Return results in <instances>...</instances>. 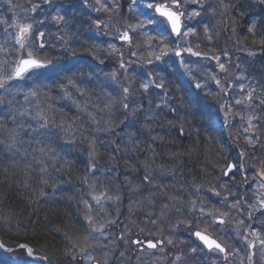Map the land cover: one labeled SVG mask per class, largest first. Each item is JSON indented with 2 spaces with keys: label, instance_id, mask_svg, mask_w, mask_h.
Masks as SVG:
<instances>
[{
  "label": "rangeland",
  "instance_id": "rangeland-1",
  "mask_svg": "<svg viewBox=\"0 0 264 264\" xmlns=\"http://www.w3.org/2000/svg\"><path fill=\"white\" fill-rule=\"evenodd\" d=\"M11 1L12 0H6L5 2L8 4H5L2 8L11 12V8H13ZM17 1L22 5L23 11H15V17L13 18V24L16 28L15 33L17 34L19 32L18 25L31 24L32 28L25 38L23 49L16 43V39H13L12 34L1 37L0 48L3 46L4 48L0 50V65L1 67L3 65L4 73H0V80L3 81V87H0V116L18 121V124L13 125L16 137L11 139V145H13L11 147L12 154L16 155L19 153L23 158L25 157L29 163H32L42 175H46L50 172L49 168L53 167L55 165L54 162H56L51 158V155L57 152L54 147L56 141H59L60 146H63L60 152L61 154L74 152L71 148L73 145L71 140L73 135L71 134L70 128L61 122L54 124L56 123L55 121L46 118L47 115H49L48 111H55L56 109L52 105V102L56 93L60 92L59 86L63 87L65 91L71 90V87L76 85V83H73L76 81L74 72L77 71L78 66L84 64L78 63L75 67L74 62L71 64V59H74L73 57L78 54L74 50L78 45L74 43L67 46L70 48H65L64 51H61L62 54L47 52L46 48L48 44L45 38L39 35V30L41 28L35 26L31 18L33 13L30 9L31 7L28 6L25 8V5L22 3L24 0ZM51 1H55V3L48 5L50 14L45 13V16H47V19L49 17L53 18L54 22L60 26L58 28L64 27V29H60V35L58 36L60 45H63L66 41L65 33L70 32L68 26L70 20L69 16L70 14H74L80 2L89 6L94 3L103 8H108L110 4L119 2V0H90L88 2L79 0L78 2L74 1L71 6V4L58 3V0ZM185 1L192 4L196 3L193 0ZM164 2L173 3V0H159L158 4ZM182 2L183 0L178 1V3L181 4ZM149 4L153 5V7H148ZM156 5V2H150L149 0H136L132 2L130 12L133 15V19L130 20V25L128 26L131 27L132 33L135 34H131L132 43L130 47L132 54L129 55L133 57V59L129 61L130 64H133L131 66L125 64V68H121L120 71L115 69L113 72L106 75V80L98 74L96 84L100 85L99 81L101 78L108 87H110V83H120L121 85H118V87L114 86V88H127L128 91L126 93L129 94V92L134 90L138 81L140 84V82L145 80L147 85L151 87L156 85L157 76L168 73L166 65L175 64L176 68L171 69L174 76L169 78L175 83L178 92H181L183 96H187L190 101H196V103L193 102L195 109L187 111L190 118L186 119L189 122V124L186 125L196 129V131H198L199 128L202 130L196 134H194L195 132L193 133L195 139L198 140L195 144L198 146L200 143L199 137H203L211 146L208 157L214 160L213 155H215L217 163L220 159V167H225L221 168L223 179L225 177V171L228 170L226 168L231 165L230 162H234L233 160L236 161L237 156L234 154L233 150L230 149L235 145L232 144V146L229 147L224 141V137L221 133V121H224L229 111L232 114H240L241 112L246 113L248 110L253 111V108L248 107L252 104L253 100L246 99L243 101L242 91L246 90L244 88L246 84H243L242 80L238 79V85L234 83L233 86L236 88L235 92L237 93L234 96L236 103L240 101L239 103L231 104L229 103L230 101H227L224 110L222 109L220 111L219 106L211 108L206 105V103L201 102L199 99H203L208 93L219 95L223 98V101L225 100L226 93L223 85L220 83L218 74L214 71V69H216L215 65L218 63L219 59L216 58L215 64H213V59L200 55L191 48L189 40L192 41V39H188L187 36L194 31V28L189 26L194 20L188 16H184L189 22L187 26H185L180 40L176 39L174 45H171V38H173L172 33L169 31L167 23L156 15ZM193 12H195V9ZM211 15L213 16V14ZM194 26L197 25L194 24ZM106 30L108 31V27ZM209 30H207V32H209ZM61 35L64 41L61 40ZM68 35L72 36L70 33ZM70 36L68 37L72 39ZM36 38L39 40H36ZM86 40L94 44H98L99 42L95 40L90 41L89 38H86ZM198 41V38L194 40L195 43ZM75 42L78 43L80 41ZM234 42H237V40ZM35 44L38 52H43L41 54L55 59V61L49 57L47 59L54 64V67L53 64L50 65V62L44 61L49 63V67H47L49 68L48 71L43 72L40 69H34L22 78L15 77L13 73L16 65L21 59L28 57L29 52L32 53V56L35 54L32 48ZM41 44H43V47H41ZM116 45V57H120L125 61V47L119 44ZM237 49L238 48L234 47L231 48L232 54L238 53ZM118 50L120 51L118 52ZM177 53H179V55H177ZM170 57L171 61H169ZM238 58L241 61L247 62L252 57L249 56V59H246L245 57L240 58V56H238ZM134 59H138V62ZM142 59L146 61L139 62V60ZM77 60L80 62V59ZM245 62L244 65L246 64ZM137 63L138 66H134ZM6 64L10 66L8 70L4 69ZM65 64L66 66H64ZM220 65H223L224 70L229 71V74L233 76L234 70L224 65V58H222ZM70 67H74L73 71L69 69ZM177 68H179L182 73L180 79L179 76L177 77L179 81H183L182 85L175 77L178 74ZM63 72L64 74H62ZM211 73L213 74L210 76ZM196 74L199 75V80L196 82L200 85L201 90L199 93L193 90L191 87L192 85L190 86V84L194 82V76ZM55 75H58L60 78L56 77V82H53L51 79H54ZM163 78L167 81L169 79L168 76ZM128 81L129 85H124V82ZM100 88L101 98L104 99L102 93L106 92L101 85ZM232 90H234V88L230 91ZM234 93H231V95ZM169 98L171 99L173 96L166 95L164 91H161L159 100L168 104L170 107L171 101ZM138 104L142 107L140 103ZM136 106L138 105H135L133 110L139 111V106ZM100 110L101 112L98 110L92 112L90 117L91 127L88 128L92 131L93 138L92 141L89 140L90 164H88V166H90L92 171L99 169L96 163L93 164L92 162L97 158L98 151H101L97 144L103 143L102 147H106L105 152H107V156L110 157V161H114L117 167L107 171L99 169V173H101L103 180L109 182V184L103 183L101 176L98 178L99 181L93 180L96 184H103V186H101L102 189L95 188L94 183L92 184L93 186L89 185L88 194L91 196L89 199V215H87V220L84 225L89 228L90 233L85 242L79 241L80 239L76 238L71 240L72 242L74 241V244L79 242L77 250L73 251V256L75 258L82 259L83 264H192L193 262L195 264H203L204 262H202V259L205 261V264H236V262L238 264H264V244L261 243V241H264V235L258 228L251 229L255 223L254 220L257 218L256 215H264L262 214L264 213V187H261V185H264V175H262L264 172L262 169H256L253 175L244 177L247 200L249 198L248 203H245L244 207H242L240 204L241 202L237 200V213L232 214L231 211L227 209L222 217L226 219L230 217V220L224 222V225H219L218 221L216 222L215 220L218 218L215 216L216 213L211 212V204L214 203V201L213 198L209 196L210 193L217 194L215 189L214 192L209 187H205L203 192L206 196H197L195 192L190 190V187H181L182 184L180 181L182 178L185 180L184 176L181 177V173L177 175L164 171V169L167 168V166H165L167 163L162 164L160 162L162 159L161 154H163L161 149H163L164 145L166 146L171 142L167 137L170 138L174 135L169 134V132L173 130L169 128L170 125L164 127L162 130L159 129L157 133H159L160 139L159 137L155 139L156 135L153 134L154 132L147 131L149 128L142 125L136 129L137 126H139L138 124L141 123L138 122L133 111H125L124 113L120 111L113 112L108 111L109 108H107V106L100 107ZM213 111L217 112L219 115L216 122L211 120ZM145 112L146 109L143 111L141 109V113ZM30 120H32V122H30ZM45 121H47L46 126H42ZM127 121H129L130 125L125 128L124 125ZM238 131H240V133ZM238 131H233L231 133L226 131V133L229 137L227 139H230V141L235 144L237 143L238 148L240 147L242 150L239 151V154L241 153L240 161L242 162V160H246V154L244 148L239 145H243L241 141L244 140L245 143H248L251 147L255 146L257 141L252 134H247L246 131L240 128H238ZM8 134L12 137L11 132ZM18 134H21V137H17ZM147 136H150L148 142H146L145 139ZM161 140L164 141L162 142ZM19 146H21L20 149H18ZM150 152L156 155L158 153L157 156L160 160H151ZM79 153L86 155L83 150H80ZM223 157L226 159L223 160ZM157 162L161 167L160 174L154 176V179H150L151 172L149 171H153L152 168L156 167ZM179 166L181 167L180 163ZM233 179L234 177L232 176L230 180L222 181L223 187L227 185L232 187V189L223 192L224 194L229 192L231 198L239 192V190L234 189L235 184H232L234 182ZM169 187H172L174 191L168 190ZM61 189L62 188H60V190ZM52 198L59 199L58 196H53ZM222 199L225 201V204H227L229 199L228 196ZM176 200L178 204L174 202ZM123 205L132 208L133 211L130 214H134L133 216L136 220H139V218H141V220L138 223L136 220H132L126 216L127 220H125L126 224L123 227V235L120 236L124 240L125 247L124 249H120L122 244L118 242L116 232H108V227L110 225L114 226V223L123 212ZM173 205H177L179 208L176 209V206L173 207ZM85 206L87 207V205ZM179 209H187L185 214L188 219L182 220L178 217H176V219L170 218L172 211ZM143 210L147 211L148 214L150 211L152 215L156 216L153 218H150V216L143 217L140 214ZM160 212L162 213L159 215ZM236 215L240 216V219L237 218L238 221L236 220ZM102 216L105 220L102 219ZM206 220L213 222L204 227L206 225ZM144 224H150L148 225L150 228L151 226L156 228L158 225L176 227V231L172 230L173 235H181V232H184L186 235H189V237H181L180 240L184 243L194 242V247H187L183 253L176 256L172 255L170 250H172L171 247L175 245L173 242L175 238H173L174 236L165 234L168 235L167 249L166 247L163 249H140L141 247L135 246L133 241L139 234H141L143 238L148 234L145 232L146 230L144 227H142ZM210 226H212L213 231L220 234V241L226 248L225 254L218 250L207 252L201 244L195 243L192 230L199 227L200 229L198 230L207 232L209 231L207 228ZM159 231L158 229V232ZM163 236L164 235H160L156 238L154 235H149L147 239H162ZM193 249H195V251H193ZM121 251L123 252L120 253ZM27 254V251L25 252L24 250H13L11 253H5L1 250L0 264H40L35 262V260H31ZM116 255H118V258L114 261Z\"/></svg>",
  "mask_w": 264,
  "mask_h": 264
},
{
  "label": "trees",
  "instance_id": "trees-1",
  "mask_svg": "<svg viewBox=\"0 0 264 264\" xmlns=\"http://www.w3.org/2000/svg\"><path fill=\"white\" fill-rule=\"evenodd\" d=\"M74 1L78 2L79 0H58L57 2L71 4L72 6ZM83 1L87 2L86 0ZM3 2L5 4L4 0H0V8ZM128 2L126 0L125 7L121 8L123 26H125L128 17V9L126 8L129 7ZM22 3L25 8L31 7L33 20L35 22L37 20L41 31L46 34L47 52L62 54L61 51H64L65 48H70L67 46L72 45L75 41L83 43L82 47L75 49L77 53L80 52L82 54L71 59L76 66L78 63L84 64L79 67V73L75 76L79 87L83 86L85 88L83 83L89 82V79L98 78L99 73L94 75L93 69L98 70L102 60H99L97 56L103 57L107 51H104L100 44L94 45L87 41L86 38H91L90 33L92 31L102 32L101 28H98L97 21L108 19L109 16L106 13L98 12L96 14L89 5L80 2L74 14L69 16L68 26L70 32L65 33L66 41L63 45H60L57 40L60 35V29H64V27L58 28L60 26L54 22V19L51 17L47 19L44 14H50L48 5L55 3V1L24 0ZM11 5L13 7L11 12L6 11L5 8L0 9V43L2 36L12 34L14 39L17 35L13 18L15 17V11H23V7L17 0ZM199 5L203 7L204 12V18H202L200 23L202 45L194 43V46L209 56H218V54L224 53L228 45L230 50L233 47L238 48V53H233L235 72L240 67L237 62L238 56L246 59H249V55L252 57L243 66L247 68L245 69L246 74L255 81V85L251 86L250 90H253L252 97H256L258 104L256 111L251 114L254 119L255 128L253 132L257 144L251 147L244 140L241 141L243 145H239L245 150L246 160L240 161L241 153L239 154V151L241 149L240 147H234L232 150L237 159L233 161L237 163L239 168L241 166L245 168L244 174L246 176L252 175L258 168H262L264 172V43H261V40L264 39V0H199ZM117 23L118 20L112 17V22L107 26L108 31L117 32L119 30V28L117 29ZM206 25L210 29L209 32L202 30ZM250 28L252 29L251 32L249 31ZM69 33L72 36L68 35ZM68 36L72 37V39ZM61 40L64 41L62 35ZM236 40L237 42H234ZM34 51L35 55L39 57L44 55L36 50V46ZM114 56L112 54V57ZM48 57L44 55V57L39 59L47 60ZM49 58L55 61L54 58ZM77 59H80V62ZM9 68L10 66L8 65L5 70ZM0 73H3V65L2 67L0 65ZM89 96L85 98L83 96V99L80 100L79 106L81 110L88 106L89 101L92 102V96L95 99L94 93ZM83 112L77 114L76 111L62 110L50 111V114L47 115L50 120L54 117L56 122L54 124H58V120H61V123L70 128L73 135L71 148L74 152L61 154L60 151H57L54 155H51L52 160L56 162H54L55 165L53 167L49 168L50 172L46 175H42L32 163H29L19 153L12 156L11 147L13 145H11V139L16 137L13 125L18 124V121L0 116V239L8 247L28 243L35 249L36 253L47 256L50 264H83L82 259H77L73 256V251L77 250L79 242L74 244V241L72 242L71 240L76 238L85 242L90 233L89 228L84 225L87 215H89V199L91 197L88 194L89 185L93 186L92 184L94 183L95 188L102 189L101 186L103 184H96L93 181H97L100 176L102 178L99 169L107 171L117 167L114 161H110V157L107 156L106 147H102L103 143L97 144L101 151H98L97 158L92 162L93 164L96 163L99 169L92 171L90 166H88L90 164L89 140L92 141L93 138L92 131L88 128L91 127V113L89 116H83ZM239 122L241 125L246 126L248 120L239 117ZM173 124L175 125L172 128L174 131L169 132V134H174L171 136L173 139L167 137L171 142L166 146L164 145L163 149H161L163 154H161L162 159L160 162L162 164L167 163L165 165L167 168L164 171L177 175L181 173V177H185V180L182 178L180 181L181 187H190L197 196H204L201 193H203L205 187L222 191L223 188L220 186L219 181L223 177L221 168L225 167H220L221 161L219 159L217 163L215 155H213L214 160L212 158L209 159L208 153L211 151V146L203 137H199L200 143L196 146L197 144L195 143L198 140L195 139L194 134L198 133V131L186 125L189 122L184 119L183 113L180 114L178 119L173 121ZM154 127V124L149 126V132H154L153 134L156 135L155 139H158L157 137L160 139L159 133H157L159 130L151 131ZM158 128H161V126H158ZM180 130L185 131L184 137L181 135ZM9 132L12 133V137L8 134ZM205 136L208 137L207 135ZM17 137H21V134H18ZM149 138L150 136L145 137L146 142H148ZM161 141L163 142L164 140ZM55 144L60 146L59 141H56ZM80 150L85 151L86 155L79 153ZM152 152H150V159L156 161L158 153L156 155ZM225 159L223 157V160ZM152 170L149 171L151 172L150 179L160 174L161 167L157 163ZM244 174L239 173L236 181L232 183L235 184L234 189L239 190L242 194L246 188ZM102 182L109 184L103 178ZM60 188L62 189L60 190ZM228 188L232 189L230 186ZM168 190H173V188L169 187ZM53 196H58L59 199H54L52 198ZM199 201L202 202L201 200ZM174 202L177 203V200ZM174 206H176V209L179 208L177 205ZM122 209L123 212L116 220V226L114 227L118 242L122 244L120 249L125 247L124 241L120 239L119 235L122 234L123 227L126 224V216L136 220L133 216L134 214H130L133 211L132 208L123 205ZM140 214L143 217L150 216L152 218L150 211L148 214L147 211L143 210ZM181 215H185V212L181 213ZM176 216H180V214ZM102 219L105 220L103 216ZM140 220L141 218L136 220V222L139 223ZM254 221L264 231V215L258 216ZM148 225L150 224L142 226L146 230L145 232L148 233L145 237L153 236L160 229L153 226L150 228ZM163 228L168 234L170 230H176V227ZM139 235L142 236L141 234ZM175 243L180 244V241L176 239ZM118 255L115 256L114 261L118 258Z\"/></svg>",
  "mask_w": 264,
  "mask_h": 264
},
{
  "label": "snow or ice",
  "instance_id": "snow-or-ice-1",
  "mask_svg": "<svg viewBox=\"0 0 264 264\" xmlns=\"http://www.w3.org/2000/svg\"><path fill=\"white\" fill-rule=\"evenodd\" d=\"M173 4L178 7V0H173ZM148 7H153V5L149 4ZM155 11L161 16V17H166L167 20L169 21V23L171 24L172 30L174 32H176L177 34H179L180 32V16L183 15V13H177L174 11H170L168 10L167 6L164 4H158L155 6ZM198 14V13H197ZM151 22V21H150ZM19 27V32L17 33L16 36V43L19 44L20 48L23 49L24 48V41L25 38L27 37V35L30 33V30L32 28L31 24H23V25H18ZM249 31L251 32L252 29L250 28ZM40 36H43V33H40ZM122 39L124 40H128L129 36L127 33H124L122 36ZM261 43H264V39L261 40ZM41 47H43V44H41ZM177 55H179V53H177ZM44 65L42 64L41 61L32 58V53L29 52L28 53V58L27 59H21L18 64L15 67L14 73L13 75L17 78L22 77L25 73H27L30 69L33 68H39V67H43ZM221 68H223V65H221ZM11 78V77H10ZM199 86V85H198ZM0 87H3V81L0 80ZM143 87L145 89H147V85H143ZM125 92L128 91L127 88L124 89ZM249 98H251V93H249ZM240 101H237V103H239ZM125 107H127V105H125ZM47 121H45L44 125L42 126H46ZM234 166H229V168L231 169ZM264 175V174H262ZM261 187H264V185H261ZM221 223H223V221H220ZM242 223V221H241ZM196 235L203 240L209 247L215 246L216 248H218L221 252H224L225 249L223 247H221L218 243H216L213 240L208 239V237L202 235L201 233L197 232ZM262 244H264V241H261ZM254 246V245H253ZM0 247H3V245H0ZM24 247V246H22ZM148 247L149 248H154L155 244L149 242L148 243ZM28 255H33V251L31 248L26 249ZM193 251H195V249H193Z\"/></svg>",
  "mask_w": 264,
  "mask_h": 264
},
{
  "label": "bare ground",
  "instance_id": "bare-ground-1",
  "mask_svg": "<svg viewBox=\"0 0 264 264\" xmlns=\"http://www.w3.org/2000/svg\"><path fill=\"white\" fill-rule=\"evenodd\" d=\"M115 52H116L115 49H110L109 51H107V53L102 58V63L99 66L98 70H99V72L101 74L100 76L103 79H105L106 74L109 73L113 69V67H114V64H115V59L114 58L115 57H112V54L115 53ZM71 64H72V62H71ZM75 66L76 65L74 64V67ZM74 67H70L69 69L73 71ZM79 70L80 69L78 68L77 71H75V76L78 75V73H79L78 71ZM102 78L100 79L99 83L102 86L103 90L105 91V81H102ZM100 85L99 84L94 85V89H95V92L96 93L101 92ZM167 88L171 89L172 90V93H174L171 85H168ZM80 89L83 91L84 90L83 86L80 87ZM86 95H87V90H86V93H85V95H84L83 98H85ZM78 101H79V98L77 97V94L72 93L71 90H70V93H68V94L63 93L62 95H56L53 98L52 105L55 108L63 109V111H69L68 108L71 107L72 105H75ZM80 108L81 107L78 106V107L75 108V110L76 111H83ZM58 122H61V120H58ZM12 156H15V155L12 154Z\"/></svg>",
  "mask_w": 264,
  "mask_h": 264
},
{
  "label": "water",
  "instance_id": "water-1",
  "mask_svg": "<svg viewBox=\"0 0 264 264\" xmlns=\"http://www.w3.org/2000/svg\"><path fill=\"white\" fill-rule=\"evenodd\" d=\"M171 11V10H170ZM181 28H182V23H181V16H180V30H181ZM176 33V32H175ZM180 33V32H179ZM177 34V33H176ZM202 234V233H201ZM202 235H204V236H206L205 234H202ZM206 237H208V239H210V240H213L212 238H210L209 236H206ZM203 241V240H202ZM213 241H215V240H213ZM204 242V241H203ZM216 242V241H215ZM1 243V242H0ZM205 243V242H204ZM217 243V242H216ZM206 244V243H205ZM207 245V244H206ZM22 246H25L26 248H28V246L27 245H21V246H19V247H17V248H15V249H9V248H6V247H3L6 251H8V252H11V251H13V250H18V249H20V248H22ZM207 247L209 248V249H211L212 247H209L208 245H207ZM222 247V246H221Z\"/></svg>",
  "mask_w": 264,
  "mask_h": 264
}]
</instances>
